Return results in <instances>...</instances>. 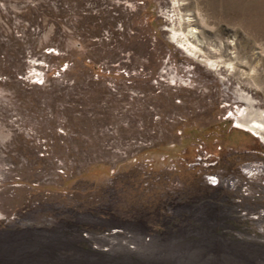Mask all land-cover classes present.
Instances as JSON below:
<instances>
[{
    "label": "rangeland",
    "instance_id": "obj_1",
    "mask_svg": "<svg viewBox=\"0 0 264 264\" xmlns=\"http://www.w3.org/2000/svg\"><path fill=\"white\" fill-rule=\"evenodd\" d=\"M196 12L239 59L173 38ZM239 89L264 111V0H0V264H264Z\"/></svg>",
    "mask_w": 264,
    "mask_h": 264
},
{
    "label": "bare ground",
    "instance_id": "obj_2",
    "mask_svg": "<svg viewBox=\"0 0 264 264\" xmlns=\"http://www.w3.org/2000/svg\"><path fill=\"white\" fill-rule=\"evenodd\" d=\"M186 26L190 27L187 32L173 30V38L185 48L190 56L197 58L201 56L204 63L210 68H217L218 66L217 62L209 57L216 53L223 52L226 56L232 57L233 60L239 59V52L235 50L234 40L224 42L220 40L219 44H216L210 35H205L206 28L208 29L210 26L197 12L188 18ZM227 64L229 67L232 65L231 62ZM239 90L238 97L245 103L246 112L241 113V117L235 119V126L257 133L264 140V111L257 107V103L251 94Z\"/></svg>",
    "mask_w": 264,
    "mask_h": 264
},
{
    "label": "built area",
    "instance_id": "obj_3",
    "mask_svg": "<svg viewBox=\"0 0 264 264\" xmlns=\"http://www.w3.org/2000/svg\"><path fill=\"white\" fill-rule=\"evenodd\" d=\"M34 78H35V79H34ZM33 79H34L33 81H37V80H38V77H33Z\"/></svg>",
    "mask_w": 264,
    "mask_h": 264
}]
</instances>
